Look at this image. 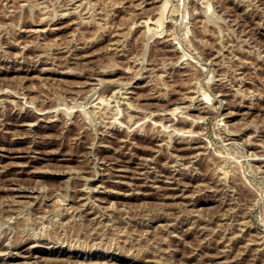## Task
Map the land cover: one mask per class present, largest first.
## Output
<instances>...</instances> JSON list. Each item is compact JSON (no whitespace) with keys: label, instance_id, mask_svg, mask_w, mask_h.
<instances>
[{"label":"rangeland","instance_id":"rangeland-1","mask_svg":"<svg viewBox=\"0 0 264 264\" xmlns=\"http://www.w3.org/2000/svg\"><path fill=\"white\" fill-rule=\"evenodd\" d=\"M0 92V264H264V0H0Z\"/></svg>","mask_w":264,"mask_h":264},{"label":"bare ground","instance_id":"bare-ground-1","mask_svg":"<svg viewBox=\"0 0 264 264\" xmlns=\"http://www.w3.org/2000/svg\"><path fill=\"white\" fill-rule=\"evenodd\" d=\"M168 51V50H167ZM1 93V92H0ZM1 99V98H0ZM204 99V98H203ZM252 108V107H251ZM166 109V108H165ZM244 111V110H243ZM168 112V111H167ZM153 113V112H152ZM242 113V112H241ZM159 114V113H158ZM250 117V116H249ZM192 119V118H191ZM144 120H146V119H144ZM30 122V121H29ZM28 123V122H27ZM32 123V122H31ZM36 123V122H35ZM51 123V122H50ZM152 123V122H151ZM3 124V123H2ZM32 125V124H31ZM139 126V125H138ZM163 127V126H162ZM192 130V129H191ZM168 131V130H167ZM179 132V131H178ZM177 132V133H178ZM186 134V133H185ZM197 135V134H196ZM202 135V134H201ZM19 136V135H18ZM17 136V137H18ZM205 139V138H204ZM204 147V146H203ZM199 151V150H198ZM18 155V154H17ZM198 155V154H197ZM190 156V155H189ZM20 157V156H19ZM122 165V164H121ZM24 169V168H23ZM111 169V168H110ZM146 170V169H145ZM62 171V170H61ZM144 171V170H143ZM63 173V172H62ZM148 173V172H147ZM177 180V179H176ZM21 185V184H20ZM25 188H26V186H25ZM16 195V194H15ZM21 196V195H20ZM189 203V202H188ZM200 207V206H199ZM2 252V251H1ZM0 252V253H1ZM12 252V251H11ZM38 252V251H37ZM19 254V253H18ZM21 254V253H20ZM20 262V261H19ZM18 264V263H17ZM25 264V263H24Z\"/></svg>","mask_w":264,"mask_h":264}]
</instances>
